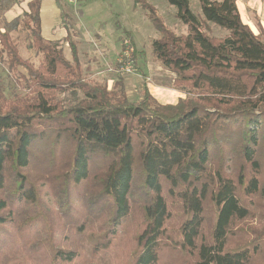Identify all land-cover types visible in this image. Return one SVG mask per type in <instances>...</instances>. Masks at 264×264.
I'll return each instance as SVG.
<instances>
[{
  "label": "trees",
  "instance_id": "1",
  "mask_svg": "<svg viewBox=\"0 0 264 264\" xmlns=\"http://www.w3.org/2000/svg\"><path fill=\"white\" fill-rule=\"evenodd\" d=\"M164 1L187 27L151 16L176 105L86 82L76 45L70 62L42 37L41 0L24 22L38 68L9 36L17 22L0 27L27 75L22 97L0 91V264H264V32L236 0H198L200 15Z\"/></svg>",
  "mask_w": 264,
  "mask_h": 264
},
{
  "label": "rangeland",
  "instance_id": "2",
  "mask_svg": "<svg viewBox=\"0 0 264 264\" xmlns=\"http://www.w3.org/2000/svg\"><path fill=\"white\" fill-rule=\"evenodd\" d=\"M27 2L1 0L0 27L3 33L6 28H12L14 21L17 22L9 36L20 57L38 68L42 56L32 48L30 32L24 27ZM188 2L192 13L200 15L198 0ZM236 6H240V0H236ZM40 9L45 26L42 37L59 44L70 62L71 52L67 43L70 41L76 45L86 82L104 85L111 91L121 80L126 97L132 104L141 102L144 88L160 105L177 104L174 92L180 91L172 85L175 76L166 71L152 54L151 44L160 34L154 28L151 16L158 18L165 29L176 36L185 35L187 27L176 18L175 9L164 0H41ZM149 10H153V15ZM205 31L216 39L227 35L226 31L212 24H206ZM125 47L132 51V75L120 71ZM26 79L24 69L9 67L8 59L0 48V91L3 95L7 99L22 97ZM58 99L65 100L66 96L59 95ZM207 217H211V209Z\"/></svg>",
  "mask_w": 264,
  "mask_h": 264
},
{
  "label": "crops",
  "instance_id": "3",
  "mask_svg": "<svg viewBox=\"0 0 264 264\" xmlns=\"http://www.w3.org/2000/svg\"><path fill=\"white\" fill-rule=\"evenodd\" d=\"M18 1L22 2L24 0H18ZM237 9L243 24L247 25L254 34L257 35L259 33L258 26L264 32V0H240V6H237ZM40 19H41V33H42L45 30V26L42 20L43 19L42 12H40ZM174 93L176 95L174 97L178 101L180 99H184L182 93L180 92H174Z\"/></svg>",
  "mask_w": 264,
  "mask_h": 264
},
{
  "label": "built area",
  "instance_id": "4",
  "mask_svg": "<svg viewBox=\"0 0 264 264\" xmlns=\"http://www.w3.org/2000/svg\"><path fill=\"white\" fill-rule=\"evenodd\" d=\"M130 52L132 51L130 50ZM130 52L126 47L124 48V51H122V62H120V71L125 75H132L133 73L134 64Z\"/></svg>",
  "mask_w": 264,
  "mask_h": 264
}]
</instances>
